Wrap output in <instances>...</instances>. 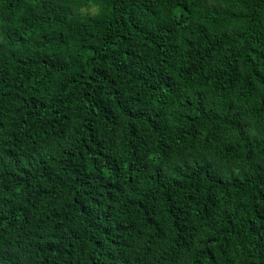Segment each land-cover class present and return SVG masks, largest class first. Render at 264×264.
Listing matches in <instances>:
<instances>
[{
    "label": "trees",
    "instance_id": "obj_1",
    "mask_svg": "<svg viewBox=\"0 0 264 264\" xmlns=\"http://www.w3.org/2000/svg\"><path fill=\"white\" fill-rule=\"evenodd\" d=\"M0 264H264V0H0Z\"/></svg>",
    "mask_w": 264,
    "mask_h": 264
}]
</instances>
